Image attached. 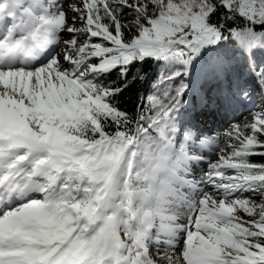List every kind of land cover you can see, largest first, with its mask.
Instances as JSON below:
<instances>
[{"label":"snow or ice","instance_id":"obj_1","mask_svg":"<svg viewBox=\"0 0 264 264\" xmlns=\"http://www.w3.org/2000/svg\"><path fill=\"white\" fill-rule=\"evenodd\" d=\"M0 264H264V0H0Z\"/></svg>","mask_w":264,"mask_h":264}]
</instances>
